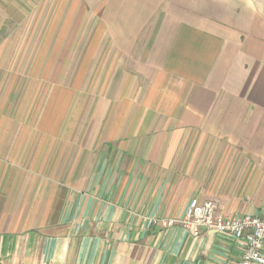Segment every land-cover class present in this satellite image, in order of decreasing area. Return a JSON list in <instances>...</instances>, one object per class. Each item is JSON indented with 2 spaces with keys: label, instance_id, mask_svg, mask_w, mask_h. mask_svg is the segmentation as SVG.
Listing matches in <instances>:
<instances>
[{
  "label": "crops",
  "instance_id": "crops-1",
  "mask_svg": "<svg viewBox=\"0 0 264 264\" xmlns=\"http://www.w3.org/2000/svg\"><path fill=\"white\" fill-rule=\"evenodd\" d=\"M3 1L42 3L17 13L51 19L50 66L93 21L37 121L0 58V264H238L231 235L146 218L264 216V0Z\"/></svg>",
  "mask_w": 264,
  "mask_h": 264
},
{
  "label": "rangeland",
  "instance_id": "rangeland-1",
  "mask_svg": "<svg viewBox=\"0 0 264 264\" xmlns=\"http://www.w3.org/2000/svg\"><path fill=\"white\" fill-rule=\"evenodd\" d=\"M41 4L0 0V58L1 60L8 58L10 60L8 64L3 66L6 71L2 67L0 71L3 70V73L7 74V87L4 90L5 94H8L6 90L9 88V95L7 96L9 106L14 109L20 107L21 104L24 105V108L27 107L24 115L23 113L20 114L19 119L23 123L29 122L30 117L33 118V121H37L41 106L44 105L43 102L46 99L44 95L55 83L46 77L48 73H56L59 75V83L63 86L66 85L64 77L75 70L76 59L79 57L82 50L81 46L85 43L90 29L89 23L93 21L92 18L89 20V23L86 24V30L82 34L80 27V36L70 50L73 58L67 59L64 65L59 66L41 64L42 60L46 61L50 56L55 57L53 38L57 36L56 29L50 26L51 23L49 25L50 18L33 16L32 14L35 15V12L31 13L32 16L27 17H19L17 13L20 7L24 11L35 5L34 9L38 10ZM73 42L75 43L74 40ZM41 52L42 56L40 55ZM47 52L50 53L47 54ZM67 84L71 85V82ZM91 95L93 98L95 97L92 93ZM74 101L76 104H81L80 94ZM13 114L16 113L12 111L10 115Z\"/></svg>",
  "mask_w": 264,
  "mask_h": 264
},
{
  "label": "built area",
  "instance_id": "built-area-1",
  "mask_svg": "<svg viewBox=\"0 0 264 264\" xmlns=\"http://www.w3.org/2000/svg\"><path fill=\"white\" fill-rule=\"evenodd\" d=\"M147 228L158 226L181 227L192 236L200 238L207 230L231 235L243 246L242 257L238 264H264V216L244 214L224 216L217 211L212 201H191L182 217L153 216L146 218Z\"/></svg>",
  "mask_w": 264,
  "mask_h": 264
}]
</instances>
